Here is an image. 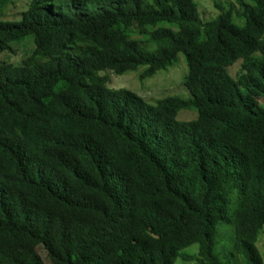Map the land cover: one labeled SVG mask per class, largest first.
I'll return each instance as SVG.
<instances>
[{
    "label": "trees",
    "instance_id": "1",
    "mask_svg": "<svg viewBox=\"0 0 264 264\" xmlns=\"http://www.w3.org/2000/svg\"><path fill=\"white\" fill-rule=\"evenodd\" d=\"M12 3L0 53L34 48L0 62V264H45L40 244L53 264H230L221 223L264 264V0L212 19L196 0H25L11 21ZM178 67L185 92L154 102L109 85Z\"/></svg>",
    "mask_w": 264,
    "mask_h": 264
},
{
    "label": "rangeland",
    "instance_id": "2",
    "mask_svg": "<svg viewBox=\"0 0 264 264\" xmlns=\"http://www.w3.org/2000/svg\"><path fill=\"white\" fill-rule=\"evenodd\" d=\"M15 3H12L9 5L8 10L11 11L10 16H4L5 19L11 20V21H17L20 20L22 17V12H20L22 9L18 8L19 4H23L25 0H14ZM30 1V0H29ZM199 6V11L201 13V16H205L207 19L215 18L218 13V8L215 6V2H219L221 4H227L228 2H235V0H196ZM238 24H243L242 20L235 19L234 20ZM152 28V27H149ZM28 39V38H27ZM32 39V38H31ZM32 42V43H31ZM25 42H13V47L15 48L13 53L10 52H3L0 53V62L2 60L12 62L14 64H20L22 61V58H24L25 54L29 53L34 48L33 41H30L27 45H24ZM185 68V75L187 73V63L185 60L184 55L181 53L179 54V61L176 65L180 64ZM239 66V63H237L234 67H232V71L234 72L236 68ZM183 67H178L175 69H171L169 71L166 70H160L158 71L154 76L147 78L143 80L141 83H146V88L144 89H138V79L139 74L142 71L143 68L138 70H131L121 75H112L109 81V85L111 87L116 88H129L133 91H136L140 95L141 92L145 96H150L151 98H147L148 101L154 102L156 99L165 97L167 95H173V94H181L184 93V88L181 85L182 76L184 72ZM169 67L168 69H170ZM166 71V72H165ZM184 75V76H185ZM184 79V78H183ZM140 82V81H139ZM185 87V86H184ZM187 97V96H186ZM264 104V101H262ZM197 117V111L196 110H180L177 114V119L180 121H189L193 120ZM223 223L219 224V234H218V241H219V250L223 255H229L227 259L230 260V264H243L242 260L240 259L239 255L236 253H233V246L235 247V238H236V231L233 225H231L232 230L229 228H226L227 226H222ZM234 241V242H233ZM233 243V246H232ZM198 246V245H195ZM257 246L259 248V251L261 253V256L264 259V233L260 234L259 240L257 241ZM189 249V248H188ZM196 247H190L189 252L195 253ZM38 251L40 255L43 257L45 264H53L49 258L46 249L42 244L38 245ZM241 256V255H240ZM176 264H193L192 262L186 261L179 257L177 259Z\"/></svg>",
    "mask_w": 264,
    "mask_h": 264
}]
</instances>
